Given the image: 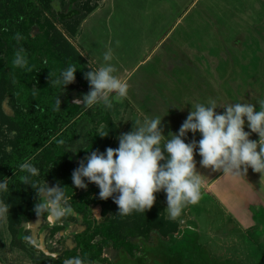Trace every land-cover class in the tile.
Wrapping results in <instances>:
<instances>
[{"label":"rangeland","instance_id":"rangeland-1","mask_svg":"<svg viewBox=\"0 0 264 264\" xmlns=\"http://www.w3.org/2000/svg\"><path fill=\"white\" fill-rule=\"evenodd\" d=\"M101 1L83 0L81 8L86 11L89 6L95 7ZM105 1L107 4L108 0ZM58 3L62 9L60 1ZM107 7L98 14L97 11L91 12L81 22L75 35L70 32L71 27L66 31L61 23L55 24L58 32L75 47L78 55L87 59L88 64L90 61L93 65L94 59H98L99 68L106 63L103 59L105 52L111 49L113 58L109 63L115 67L125 65L131 68L145 59L141 57L143 54L148 55L160 43L148 60L140 64L136 77L149 76L150 80L156 75L159 78L166 62L175 65L181 61L184 62L182 74L178 73L179 67L177 73H163H170L171 80L181 74V80L196 78L197 81L199 78V81L208 83L210 91L206 93L205 89H201V99L213 100L214 95L223 101L264 99V0H113V7ZM165 29L168 35L163 38ZM56 40L61 46L62 37L57 36ZM188 52L189 57H186ZM193 66L200 69V74L194 71ZM189 68L195 73L190 72ZM227 69H231L229 72L232 77L226 73ZM222 77H230L232 81L228 79L222 87L218 84ZM75 87L76 90L68 92V96L72 95L76 99L82 86L76 84ZM252 89L262 97H250ZM215 102L218 99L215 98ZM123 103L121 108L116 102H113L111 109L106 108L111 115L109 123L99 121L94 124L96 120H90L93 123L91 127H97V133L101 125L108 132L104 140L92 145L90 143L92 151L103 153L108 147L118 148V137L133 129V124L123 119L127 109L126 98ZM97 106L104 105L101 103ZM138 106L144 107V102L138 103ZM15 115L9 99H4L0 104V182L7 179L9 188L6 192L0 191V202L7 205L9 211L5 218H0V264H64L65 260L81 253L76 238L86 233L90 223L92 230L98 231L93 240L102 249V259L116 260L115 264H158L157 248L152 246L158 244V237L167 239L170 234L184 229L188 213L194 219L197 217L203 226V232L199 231L198 249L206 247L219 260L264 264L263 224L246 231L240 230L217 196L203 191L198 203L188 205L176 220L171 219L165 209L167 203L164 191L156 193L155 204L146 211V218L144 212L137 211L122 216L114 203L118 194L101 200L99 187L86 179L87 188H80L77 196L81 202H88L86 211L74 212L70 215L69 225L54 233V228L62 222L53 223L45 216H36L34 206L39 199L36 189L22 184L16 175L11 178L5 176L10 161L20 151L17 141L20 133L15 131L19 127ZM90 117L97 119L95 110L92 109ZM12 145H16L15 148ZM33 181L40 186L45 182L48 185L51 183L39 175ZM248 199L240 198L239 203H245ZM71 202L68 201L70 206ZM252 213L257 220L264 218L263 210L256 209ZM112 221V228L108 229ZM137 223L143 227L146 225L142 228L145 232L141 237L137 231L131 232L136 229L130 226ZM101 230H107L108 236L100 233ZM19 232L22 239L13 244ZM121 247H125L132 257L121 252ZM41 252L51 259L39 260ZM32 255H35V259L31 258ZM136 255H143L142 261ZM83 264L88 263L83 261Z\"/></svg>","mask_w":264,"mask_h":264},{"label":"clouds","instance_id":"clouds-1","mask_svg":"<svg viewBox=\"0 0 264 264\" xmlns=\"http://www.w3.org/2000/svg\"><path fill=\"white\" fill-rule=\"evenodd\" d=\"M52 7L58 12L60 5L54 2ZM19 42L23 37L19 32L14 36ZM112 50L105 52L106 62L99 68L89 61L90 71L85 72L90 91L75 104L91 108L103 104L111 109L113 102L121 103L128 94V84L118 76L112 60ZM15 67L25 68L28 60L24 48H18L12 61ZM75 65H69L52 81L63 88L75 81ZM51 76V73H50ZM259 110L251 103H233L226 106L220 114L216 112V102L210 101L206 106L195 103L182 123L178 134L169 132L163 135L162 117L145 118L133 121V129L118 137V148L108 147L105 152L91 151L79 167L72 172V181L76 188H87L88 182L99 187V198H114L119 214L130 215L133 211L146 212L156 201V193H166L165 208L169 217L178 219L188 205H195L201 198L202 178L197 171L194 154L198 148L200 165L225 175L244 176L250 167L254 172L264 175V99H259ZM55 110H60L61 100L57 98ZM245 118L250 132L244 130ZM188 132H199L201 139L186 143L184 137ZM251 133L258 134V140L250 139ZM108 132L100 126V137ZM63 143V141H60ZM167 153V156L165 155ZM163 162V163H162ZM20 171L27 173L20 177L24 185L36 189L38 201L34 212L38 218L45 216L55 223L74 213L68 201L72 197L65 194V187L59 184L43 186L34 182L31 177L39 175V170L29 160L19 165ZM7 179L0 182V191H8ZM9 208L0 202V218H5ZM98 216V215H97ZM99 217V216H98ZM64 264H83L79 257L70 258Z\"/></svg>","mask_w":264,"mask_h":264},{"label":"trees","instance_id":"trees-1","mask_svg":"<svg viewBox=\"0 0 264 264\" xmlns=\"http://www.w3.org/2000/svg\"><path fill=\"white\" fill-rule=\"evenodd\" d=\"M58 1L62 9L57 12L52 7L54 0H0V104L4 99H9L19 126L15 131L20 133V137H17L20 151L10 161L9 171L5 176L11 178L16 175L20 180L27 173L21 172L19 165L29 160L38 168L40 178L51 181L49 186L59 184L60 187H65L66 196L72 197L69 200L72 201L74 212L81 213L86 211L88 202L77 199L80 188L73 184L72 172L79 167L80 161L87 163L85 158L91 154V145L104 140V137L98 136L97 127H91L93 123L90 120H96L94 124L99 121L109 123L111 115L104 106L85 108L75 104V101L82 99L90 91L84 74L91 69L87 59L78 55L75 47L55 27L56 23H61L66 31L71 27L70 32L75 35L81 22L95 7L89 6L84 11L81 8L83 0ZM17 32L23 37L19 42L14 39ZM57 36L63 39L61 46L58 45ZM20 47L24 48L28 60L25 68L15 67L12 63L14 53ZM69 65L77 68V83L73 82L65 89L62 85L53 84L52 81L59 78ZM76 84L82 87L75 99L72 95L68 96V92L76 90ZM57 98L61 100L59 111L55 110ZM121 105L118 103L117 106L121 108ZM92 109L95 110L97 119L90 117ZM15 146L12 145L14 148ZM31 178L34 180V177ZM146 215L148 214L145 212L144 218ZM70 219L71 216L63 218L62 224L54 228V233L66 228ZM112 224L113 221L108 229L112 228ZM130 227H135L136 230L132 229L131 232L137 231L141 237L145 232L142 228L146 225L143 227L137 223ZM198 228V223L188 218L184 229L181 228L178 233L170 234L167 239L158 237V244L152 246L157 248L158 264H239L237 261L213 257L206 247L198 249ZM106 231L101 230L100 233L108 236ZM97 232V229L92 230L90 223L86 233L76 238L81 253L75 256L88 264H115L116 260L102 259V249L93 240ZM20 239L22 237L19 232L12 243ZM120 251L132 257L125 247H121ZM135 257L139 261L143 259V255ZM31 258L35 259V255ZM45 259L51 258L41 252L39 260Z\"/></svg>","mask_w":264,"mask_h":264},{"label":"crops","instance_id":"crops-1","mask_svg":"<svg viewBox=\"0 0 264 264\" xmlns=\"http://www.w3.org/2000/svg\"><path fill=\"white\" fill-rule=\"evenodd\" d=\"M104 2L106 1L103 0L99 3V5H96L93 11H97L98 14V12L100 13L103 12L104 9H108L107 6L109 5H111V8L113 7V0H108L107 4H105ZM194 4L195 2L192 5ZM88 17L89 15L86 18ZM178 23L179 21L175 25H177ZM172 29H174V27ZM166 30L167 29H165V31ZM167 35L168 32L166 31V34L163 36V38H166ZM158 45L153 51H150L148 55L146 53L143 54L141 57L145 59L143 61H139L137 65L131 68H128L125 65L115 67L117 71L114 73V75L118 76L123 81H126L128 84V94L126 97V115L124 118L123 115L120 120H122L123 118L124 121H129L132 125L134 123L133 121L137 119L143 121L145 118L160 116L162 117L161 126L163 129V135H165V137H168L169 132L178 134L182 123L186 120L188 114L192 110V106L195 103H202L207 106L210 101H215L216 98L218 99V102H216V104L218 106H221L217 108L218 110L216 109V112L220 114L225 111V108L222 106L237 102L251 103L254 104L256 108H259V104L257 103L258 100H255L254 98L249 100H245V98H243L244 100L242 99L241 101H223L219 97L214 95L212 97L213 100H211L210 98L201 99V89H205L206 93H209V84L199 81L198 77L197 81L196 78L191 81L181 80V77L179 76H181L182 74V68L184 65V62L181 61L177 62L175 65L166 62V64L161 68L162 75L160 73L159 78L156 77V75H154L155 77H151L150 80L149 76H143V78L136 77L140 64L148 60V58L157 49ZM185 56L189 57V52ZM94 60L95 64L93 65L96 66L95 68H98L99 60ZM193 67L194 71L197 74H200V69L195 66ZM212 69L216 70L215 67H212ZM189 70L190 72H194L190 68ZM173 71L175 73H177L178 71V73L181 74H179L178 76L176 75V79L172 78L171 80V76L169 74L173 73ZM229 71L231 72V69ZM229 71L226 73L230 74ZM163 72L170 73L165 75ZM230 76L232 77V74H230ZM228 79L232 81L230 77H222L220 78L218 84L223 87V85L227 83ZM238 79L239 78H237V80ZM257 94L258 93H256V91L252 89L249 96H259ZM228 96L229 95H227L226 97ZM124 101L125 98L121 102L122 105H124ZM142 102H144V107L139 108L138 103ZM244 130L250 132V129L247 127L246 118ZM201 138L202 137L199 132L195 134L188 132L184 137L186 143H190L193 140L198 142ZM250 139L258 140V134L251 133ZM194 159L196 161L197 171L201 174L202 178L201 191H203L205 194L211 193V195L214 194L217 196V199H219L220 202H222L226 206L229 216H231V218L237 223V228L246 231L247 229H252V227H254L255 225L256 227L261 226L262 222L264 225V218L261 220H257L252 213V211L256 209L264 211V175L254 172L250 167L248 168L247 174L244 176L225 175L222 172L213 171L210 168H203L200 165V160L202 158L199 156L198 148L196 149V152L194 154ZM247 197L249 198L247 202L242 204L239 203L240 198L245 199ZM188 216V218L194 219L191 213H188ZM262 216L264 217V214ZM195 219L198 223L199 231L203 232L202 223L198 221L197 217Z\"/></svg>","mask_w":264,"mask_h":264},{"label":"flooded vegetation","instance_id":"flooded-vegetation-1","mask_svg":"<svg viewBox=\"0 0 264 264\" xmlns=\"http://www.w3.org/2000/svg\"><path fill=\"white\" fill-rule=\"evenodd\" d=\"M263 224V223H262ZM264 226V225H263Z\"/></svg>","mask_w":264,"mask_h":264}]
</instances>
